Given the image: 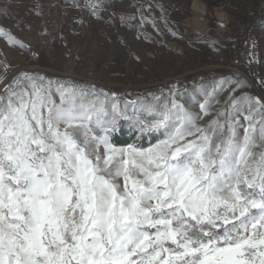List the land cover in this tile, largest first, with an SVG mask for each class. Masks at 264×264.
Returning <instances> with one entry per match:
<instances>
[{
  "label": "snow or ice",
  "instance_id": "snow-or-ice-1",
  "mask_svg": "<svg viewBox=\"0 0 264 264\" xmlns=\"http://www.w3.org/2000/svg\"><path fill=\"white\" fill-rule=\"evenodd\" d=\"M88 7L102 18L103 0ZM0 37L31 51L2 25ZM11 67L0 264H264V97L223 79L138 102ZM122 120L165 138L119 146Z\"/></svg>",
  "mask_w": 264,
  "mask_h": 264
},
{
  "label": "rangeland",
  "instance_id": "rangeland-1",
  "mask_svg": "<svg viewBox=\"0 0 264 264\" xmlns=\"http://www.w3.org/2000/svg\"><path fill=\"white\" fill-rule=\"evenodd\" d=\"M89 2L99 0H0V25L31 49L0 37V62L122 100L167 94L172 85L210 90L223 79L264 97V0H103L102 18ZM122 130L144 137L134 145L145 148L165 138L124 120L115 135Z\"/></svg>",
  "mask_w": 264,
  "mask_h": 264
},
{
  "label": "trees",
  "instance_id": "trees-1",
  "mask_svg": "<svg viewBox=\"0 0 264 264\" xmlns=\"http://www.w3.org/2000/svg\"><path fill=\"white\" fill-rule=\"evenodd\" d=\"M137 135L135 133H131L129 136H126L124 130L121 131V134L115 135L114 140L119 146H126L127 144H145V138H136Z\"/></svg>",
  "mask_w": 264,
  "mask_h": 264
},
{
  "label": "built area",
  "instance_id": "built-area-1",
  "mask_svg": "<svg viewBox=\"0 0 264 264\" xmlns=\"http://www.w3.org/2000/svg\"><path fill=\"white\" fill-rule=\"evenodd\" d=\"M237 64L239 63V61L236 62Z\"/></svg>",
  "mask_w": 264,
  "mask_h": 264
}]
</instances>
